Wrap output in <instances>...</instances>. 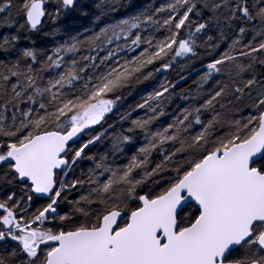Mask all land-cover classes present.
<instances>
[{"label": "snow or ice", "instance_id": "1", "mask_svg": "<svg viewBox=\"0 0 264 264\" xmlns=\"http://www.w3.org/2000/svg\"><path fill=\"white\" fill-rule=\"evenodd\" d=\"M0 264H264V0H0Z\"/></svg>", "mask_w": 264, "mask_h": 264}, {"label": "trees", "instance_id": "2", "mask_svg": "<svg viewBox=\"0 0 264 264\" xmlns=\"http://www.w3.org/2000/svg\"><path fill=\"white\" fill-rule=\"evenodd\" d=\"M142 0H137V3H141ZM172 76H175L176 73H172L171 74ZM157 79H162V77H157ZM191 84V81L188 82V85ZM188 85H182V87H187ZM145 86L141 85L140 88L136 89V90H133V93H132V96L129 97V100L128 102L129 103H132V102H135V100H137L139 97L137 96V92L140 91L141 89H143Z\"/></svg>", "mask_w": 264, "mask_h": 264}]
</instances>
